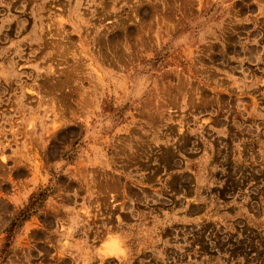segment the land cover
<instances>
[{
	"label": "rangeland",
	"instance_id": "obj_1",
	"mask_svg": "<svg viewBox=\"0 0 264 264\" xmlns=\"http://www.w3.org/2000/svg\"><path fill=\"white\" fill-rule=\"evenodd\" d=\"M0 264H264V0H0Z\"/></svg>",
	"mask_w": 264,
	"mask_h": 264
}]
</instances>
